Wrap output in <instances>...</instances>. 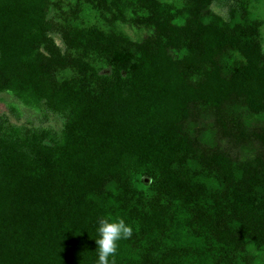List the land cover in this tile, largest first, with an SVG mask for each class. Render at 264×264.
I'll return each mask as SVG.
<instances>
[{"label":"trees","instance_id":"trees-1","mask_svg":"<svg viewBox=\"0 0 264 264\" xmlns=\"http://www.w3.org/2000/svg\"><path fill=\"white\" fill-rule=\"evenodd\" d=\"M108 3L137 7L153 35L68 30L78 55L65 56L50 36V0H0V93L64 122L58 134L0 116V264H95L101 216L133 227L116 264H255L264 251L259 22L239 0ZM67 68L77 76L58 80Z\"/></svg>","mask_w":264,"mask_h":264},{"label":"rangeland","instance_id":"rangeland-1","mask_svg":"<svg viewBox=\"0 0 264 264\" xmlns=\"http://www.w3.org/2000/svg\"><path fill=\"white\" fill-rule=\"evenodd\" d=\"M175 7H181L184 0H160ZM251 13L252 18L260 24L261 43L264 51V0H239ZM105 5H93L89 0H50L48 19L52 24L50 36L63 55L76 56V52L71 50L64 40L63 33L68 30L88 29L92 27L100 28L106 32L115 30L122 32L135 41H142L153 35L154 30L141 23L143 12L131 4L121 5L116 8L112 3ZM214 12L221 16L227 15V10L219 5H213ZM237 58H241L235 51L232 52ZM80 55V54H79ZM91 65H94L102 72H109V67L100 59L87 58ZM77 71L72 68L58 70L56 76L58 80L71 79L77 76ZM0 116H4L9 122L31 128L52 130L61 133L63 129V119L50 111H45L37 107L26 104L12 93H0ZM147 179L134 177L133 183L136 185L143 182L146 185L148 195L152 194L149 189ZM255 264H264V251L253 252Z\"/></svg>","mask_w":264,"mask_h":264},{"label":"clouds","instance_id":"clouds-1","mask_svg":"<svg viewBox=\"0 0 264 264\" xmlns=\"http://www.w3.org/2000/svg\"><path fill=\"white\" fill-rule=\"evenodd\" d=\"M96 232L95 264H116L118 242L129 239L133 234V227L123 218L101 216L97 220Z\"/></svg>","mask_w":264,"mask_h":264}]
</instances>
